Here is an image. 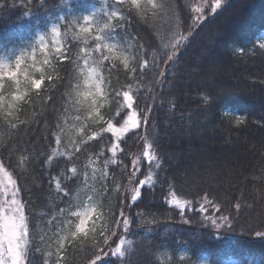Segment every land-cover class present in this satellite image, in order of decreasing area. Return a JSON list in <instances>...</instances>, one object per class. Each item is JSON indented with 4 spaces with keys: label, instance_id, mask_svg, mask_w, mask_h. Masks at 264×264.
Here are the masks:
<instances>
[{
    "label": "snow or ice",
    "instance_id": "6c2138e0",
    "mask_svg": "<svg viewBox=\"0 0 264 264\" xmlns=\"http://www.w3.org/2000/svg\"><path fill=\"white\" fill-rule=\"evenodd\" d=\"M6 6L7 0H0V9ZM224 6L225 0H204L192 10L195 15L189 18L190 22L186 19L183 24H174L169 19L167 26L157 24L171 10L167 0H111L107 7L86 13L82 12L83 5L69 6L67 13H57L44 30L37 31L30 42L12 52L10 57L11 50L0 45L3 47L0 53V127L18 131L26 123L22 119L23 106H31L30 93L40 98L45 80L49 83L45 89L48 99L42 102L45 106L51 103L52 93L65 89L61 95L65 101L63 118L58 117L54 125L45 121L47 147L38 155L42 156L40 165L49 191H54L56 199L66 205L59 207L58 215L47 221L49 226L54 222L60 226L53 233L55 239L41 234L40 246L31 249L29 245L36 233L30 230V203L13 176L16 169L20 175L32 171L34 157L27 148L10 147L11 140L0 141V152L8 149L19 155L14 164L11 156L0 155V264H33L30 252H43L44 264H68L70 252L87 253V264H125L133 244L128 236L137 224L132 210L139 207L143 190L156 187L154 181L162 188L168 185L162 202L178 213V217L169 213L163 222L189 225L192 221L186 213H198L202 227L209 229L210 238L216 241L223 239L224 232L234 230L243 193L233 197L235 203L228 210L224 202L207 191L197 193L195 200L181 198L171 190L172 182L166 174L158 145L149 135V129L156 122L155 102L164 103L163 86L191 47L198 35L197 29L202 31L205 20ZM12 7L25 9L22 13L25 21H31L36 10L47 12L45 0H14ZM134 17L150 30L156 27V36L151 45L141 44L138 49L130 50L126 38L118 40L117 37L127 32ZM30 27L29 23L23 25L25 31ZM69 37L85 45L75 57ZM251 43L254 49L264 52V34ZM244 51V47L237 49L240 54ZM65 62L75 67L64 72ZM32 73L40 75L35 78ZM113 75L116 86L111 82ZM146 85L152 103L141 106L140 93ZM203 97L205 106L214 101L207 92ZM234 119V127L246 123L243 114H234ZM96 141L101 143L92 144ZM128 141L137 145L130 163ZM86 149L91 155L82 161L81 154ZM61 163L63 166L58 168ZM121 165L119 172L113 168ZM109 182L117 186L115 202L110 198ZM96 188L102 191L97 192ZM105 199L108 204L104 203ZM150 215L148 219L139 215V226L147 225L152 231V226L162 220L155 214ZM247 234L264 240V230ZM221 255L224 253H213L212 264H223ZM179 259L183 261L184 256Z\"/></svg>",
    "mask_w": 264,
    "mask_h": 264
},
{
    "label": "trees",
    "instance_id": "16d2710c",
    "mask_svg": "<svg viewBox=\"0 0 264 264\" xmlns=\"http://www.w3.org/2000/svg\"><path fill=\"white\" fill-rule=\"evenodd\" d=\"M13 2L7 0V6L0 9V45L11 51H17L30 42L36 32L44 30L57 13H67L64 0H45L47 12L44 9L36 10L31 21H25L22 17L25 9L12 7ZM167 2L171 10L163 20L157 22L161 26H167L169 19L174 24H183L186 19L190 22L189 18L195 15L192 10L203 4L204 0ZM225 5L215 16L205 20L202 31L197 29L198 35L191 47L163 86L164 103L161 105L159 100L155 102L156 122L149 129V135L156 140L166 174L172 182V191L181 198L193 200L198 198L197 193L207 191L226 204L225 210L235 203L233 197L243 193L239 220L234 230L222 234L220 241L210 238L209 229L202 227L198 213H186L192 221L189 225L163 222L169 213L177 217L178 213L162 202L169 190L168 185L162 188L154 181L156 187L143 190L139 207L132 210L137 224L128 236L133 244L125 257V264H192L198 260L212 264L213 253L220 252L224 253L219 257L223 263L227 259L264 260V240L247 234L249 231L264 230V52L254 49L251 43L264 32V0H225ZM87 11L88 7L84 4L82 12ZM28 23L31 27L25 31L23 25ZM155 36L156 27L150 30L134 17L127 32H121L117 39L126 38L130 50H134L141 44L151 45ZM69 39L75 57L82 45ZM240 47L245 49L243 54L237 52ZM2 52L3 47H0ZM74 67V64L65 62L63 71ZM39 75L36 73L35 77ZM111 82L116 86L115 75ZM47 87L49 83L45 80L39 99L35 93H30L31 106H23L22 119L26 123L18 131L0 127V141L11 140L10 147L27 148L34 157L32 171L20 175L19 169H16L13 176L25 190L23 196L30 203V230L36 233L29 245L31 249L40 246L41 234L55 239L53 233L60 226L55 222L49 226L47 221L58 215L59 207L66 206L56 199L54 191H49L47 177L40 165L42 156L38 155L47 147L45 121L54 125L58 117L63 118L62 110L65 107V101L61 99L64 88L52 93L50 104L45 106L42 103L48 99ZM146 87L141 89V106L152 103ZM205 92L214 98L210 106H205ZM234 114L245 115L246 123L239 128L234 127ZM107 139L105 134L104 142ZM100 143L92 142L94 145ZM126 149L130 163L137 145L128 141ZM0 155L11 156L13 164L19 159L18 154L8 149L0 152ZM90 155L91 151L86 149L81 154V160L85 161ZM62 166L61 163L57 167ZM120 167L122 165L113 166L117 172ZM108 187L112 189L110 198L115 202L117 186L109 182ZM96 191L102 189L96 188ZM119 192L122 193L123 189H119ZM108 202V199L104 200L105 204ZM150 214L162 220L152 226V231L148 230L147 225L139 226V215L148 219L151 218ZM180 256H184L183 261L179 259ZM29 258L33 264H44L43 252H30ZM68 264H87V253L70 252Z\"/></svg>",
    "mask_w": 264,
    "mask_h": 264
},
{
    "label": "rangeland",
    "instance_id": "374dc122",
    "mask_svg": "<svg viewBox=\"0 0 264 264\" xmlns=\"http://www.w3.org/2000/svg\"><path fill=\"white\" fill-rule=\"evenodd\" d=\"M110 3H111V0H64V6H65V9L67 11H68L69 6H76V5H83L84 6V4H86L88 7L87 12H90L94 9H99L100 7H107ZM261 34H264V32H262ZM78 42L81 43L82 46H85L83 42H80V41H78ZM89 46H91V45H89ZM12 52H15V51L9 52L8 53L9 57H10ZM35 74L36 73H32V75L34 77H35ZM35 78H37V77H35ZM192 264H209V263H207L206 261H202V260L199 261L198 260V261H193ZM223 264H264V260H251L250 259L247 261H238L235 259H227L224 261Z\"/></svg>",
    "mask_w": 264,
    "mask_h": 264
}]
</instances>
